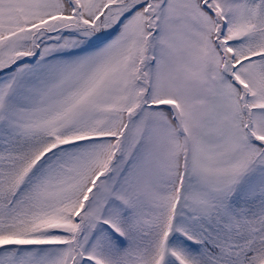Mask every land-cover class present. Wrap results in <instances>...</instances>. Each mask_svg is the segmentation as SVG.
I'll use <instances>...</instances> for the list:
<instances>
[{"label":"snow or ice","instance_id":"obj_1","mask_svg":"<svg viewBox=\"0 0 264 264\" xmlns=\"http://www.w3.org/2000/svg\"><path fill=\"white\" fill-rule=\"evenodd\" d=\"M0 264H264V0H0Z\"/></svg>","mask_w":264,"mask_h":264}]
</instances>
